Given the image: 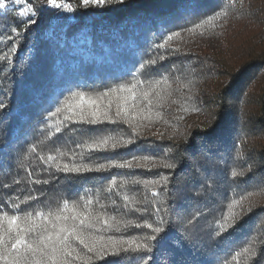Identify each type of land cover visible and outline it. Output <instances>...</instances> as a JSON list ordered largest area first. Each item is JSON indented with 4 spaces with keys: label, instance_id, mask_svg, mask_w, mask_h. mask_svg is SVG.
<instances>
[{
    "label": "trees",
    "instance_id": "16d2710c",
    "mask_svg": "<svg viewBox=\"0 0 264 264\" xmlns=\"http://www.w3.org/2000/svg\"><path fill=\"white\" fill-rule=\"evenodd\" d=\"M27 2L0 10V264H264V0Z\"/></svg>",
    "mask_w": 264,
    "mask_h": 264
},
{
    "label": "snow or ice",
    "instance_id": "6c2138e0",
    "mask_svg": "<svg viewBox=\"0 0 264 264\" xmlns=\"http://www.w3.org/2000/svg\"><path fill=\"white\" fill-rule=\"evenodd\" d=\"M119 2L123 3L124 0H119ZM48 3L51 4L54 8H60L62 7V5H58L57 4V0H48ZM106 3V0H83V4L85 6H90V5H103ZM19 6V11H18V15L21 17H27L28 19V23L31 24H35L37 21L35 19H31V17L36 15V10L33 8V6L27 2V0H0V10H6V11H12L14 7ZM83 96H81V100H83ZM0 107H3L2 104H0ZM60 109H57V112H59ZM120 112H117V115H119ZM92 115H96L95 113H93ZM91 123H95V120L90 121ZM116 145H113V148H115ZM120 167H125V165H119ZM128 167H131V165H127ZM101 168H103V165L100 166ZM168 167H171V165H168ZM65 171H81V169H68L65 168ZM85 170H89V169H85ZM233 175L235 176L236 173H233ZM57 220H65L67 221L69 219V217H60L57 216L56 217ZM73 219H75V217H73ZM17 220V217L13 216L11 218V223L15 224ZM81 224L84 223V220L80 221ZM147 227L152 228V225L149 224L147 225ZM227 227V225L221 226V232L225 231V228ZM69 229L66 227H63L60 229L59 232L55 233V239L53 238V236L50 234L48 235L46 238H44V240L41 242V246L36 248V249H32V246L30 244L27 243V241L25 240V238L23 237V235H21L19 232L17 233V236L14 240V242L11 244V249L13 251H17L20 247H26L27 249L33 251V252H45V249L47 247L48 244H55L56 241H60L61 243H64L67 241L68 237L67 236H62V233L64 232H68ZM154 231L156 233H160L161 229L160 228H155ZM77 240H80L81 243H84L83 240L80 239V237L77 235L76 236ZM151 239L153 241H155L157 239L156 236L151 237ZM3 242V237L0 236V243ZM138 248H140V246H138ZM143 250L147 251V252H151V248H149L148 244H144L142 246ZM62 251L64 252L65 255L70 256L71 253L67 250V249H62ZM52 252L55 253L56 249L53 246L52 247ZM37 264H40V261H37Z\"/></svg>",
    "mask_w": 264,
    "mask_h": 264
}]
</instances>
